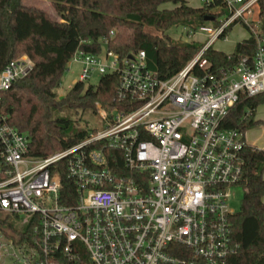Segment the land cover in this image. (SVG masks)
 Masks as SVG:
<instances>
[{"label": "built area", "instance_id": "built-area-1", "mask_svg": "<svg viewBox=\"0 0 264 264\" xmlns=\"http://www.w3.org/2000/svg\"><path fill=\"white\" fill-rule=\"evenodd\" d=\"M257 1L226 0L228 17L189 29L188 36L208 40L166 79L147 67L144 50L125 57L76 50L70 62L81 72L74 84L115 72L117 99L129 106L98 104L104 128L64 150L31 156L27 135L0 113V212L24 216L21 231L6 241L0 232V264H229L239 249L229 200L243 178L246 142L222 123L242 94L264 92ZM235 21L254 36L255 54L241 56L230 71L206 70L205 49ZM33 65L27 55L12 59L0 73V92ZM100 141L121 160L117 170L105 147L91 146ZM63 160L76 186L74 204L61 202Z\"/></svg>", "mask_w": 264, "mask_h": 264}, {"label": "trees", "instance_id": "trees-1", "mask_svg": "<svg viewBox=\"0 0 264 264\" xmlns=\"http://www.w3.org/2000/svg\"><path fill=\"white\" fill-rule=\"evenodd\" d=\"M50 1L60 20L43 8L26 5L23 0H0V73L22 54L34 63L28 75L0 92V113L27 135L29 154L36 158L80 143L97 131L89 127L88 120L85 126L80 125L73 114L98 115V104L107 109H128V103L117 99L119 75L115 72L102 75L96 85L77 82L64 96H57L61 76L76 50L101 53L104 39L108 40L106 48L120 57L144 50L147 67L166 79L184 68L205 43L176 41L164 31L173 25L200 27L209 16H214L216 24L230 14L224 10L226 0H210L199 7L189 5L188 0ZM165 3H172L173 7L160 8ZM255 9L264 32V0H258ZM237 23L230 24L221 37ZM255 51L252 35L239 41L229 54L210 45L203 53L208 62L206 70L230 71L241 56L253 57ZM193 72L203 75L205 70L195 67ZM262 103L264 92L255 96L242 94L224 118L223 128L236 129L244 139V132L258 123L254 115ZM91 146L102 148L105 143L93 142ZM105 152L110 166L117 170L121 160H112V149L105 147ZM243 156L241 184L246 192L240 209L230 217L239 249L230 256L229 264H264V150L246 143ZM59 172L61 202L74 204L76 186L68 175L65 160L59 162ZM2 225L5 221L0 218V229Z\"/></svg>", "mask_w": 264, "mask_h": 264}, {"label": "rangeland", "instance_id": "rangeland-1", "mask_svg": "<svg viewBox=\"0 0 264 264\" xmlns=\"http://www.w3.org/2000/svg\"><path fill=\"white\" fill-rule=\"evenodd\" d=\"M23 2L29 6H37V7L45 9L56 20L61 19L59 15L55 12L54 6L52 5V2L50 0H23ZM193 3L195 4V3H202V2L201 0H197V2H193ZM172 7H173L172 3H165L160 6V8H172ZM224 10L228 14V11H229L228 8H224ZM255 10L257 12V9ZM206 24L215 25V22L207 21ZM234 26H236L234 31L231 32L232 29H230L229 32L226 34L227 38L220 37L213 43V47L215 49L222 50L224 52H233L235 50L236 39L241 38L240 32H244L246 34L247 30L245 26L241 23H237ZM260 26L262 25L260 24ZM149 29H151L154 33H161V31H158L156 29H153V28H149ZM189 29L194 30V29H198V27L194 28V27H188V26H182V25H173L172 27L165 30L164 33L170 35L172 39L176 41H180V42L193 41V40L198 41V42H203V43L207 42L208 37L204 33L198 32L193 37L188 36ZM199 40H202V41H199ZM106 51H107L106 46L102 45L101 55H105ZM24 56L25 54H22L14 59L22 58ZM80 72H81V64L73 62V61L68 63L67 69L64 71L63 75L61 76L60 86L56 89L58 97L64 96L66 92L70 90V88L73 87L74 81L79 78ZM101 76L102 75L95 73L93 76H91L89 80L85 81V83L96 85L98 84ZM263 108L264 107H261V111L263 110ZM73 117L75 119H79L80 125H83V126L86 125V122H85L86 120H88L89 127L91 128L103 129L105 126V122L96 114L84 113L83 115H80V113H77V114L75 113L73 114ZM232 191L234 195L229 200V207L233 209L234 211H238L240 209L241 201L245 195L246 188L242 184H239L237 186H234ZM0 218L2 219V221L3 220L5 221V225H2V228L0 229L1 230L0 232H2L1 237L3 241H6V234L11 236L15 234L14 230L21 231L24 228V223H23L24 216L19 218L11 214L0 212Z\"/></svg>", "mask_w": 264, "mask_h": 264}, {"label": "crops", "instance_id": "crops-1", "mask_svg": "<svg viewBox=\"0 0 264 264\" xmlns=\"http://www.w3.org/2000/svg\"><path fill=\"white\" fill-rule=\"evenodd\" d=\"M193 2H197V0H188L189 5L194 6V7H199L201 5H203V2L201 0L202 3H193ZM236 26H234L232 28V31H234ZM247 30V29H246ZM249 32L247 30L246 34L244 32H240V37L239 39H236V44L249 37ZM227 38V36H225ZM202 41V40H200ZM213 46V44H212ZM226 53H232V52H226ZM261 107H264V103L258 105V107L255 110V115H254V119L256 121H258V123L250 128H248L245 132H244V140L247 144L254 146L256 148L259 149H263L264 150V108L261 111ZM260 109V110H259ZM263 177H264V172H263Z\"/></svg>", "mask_w": 264, "mask_h": 264}, {"label": "water", "instance_id": "water-1", "mask_svg": "<svg viewBox=\"0 0 264 264\" xmlns=\"http://www.w3.org/2000/svg\"><path fill=\"white\" fill-rule=\"evenodd\" d=\"M213 20H214V16L206 17V21H213Z\"/></svg>", "mask_w": 264, "mask_h": 264}]
</instances>
